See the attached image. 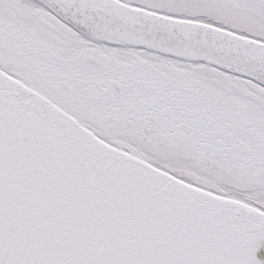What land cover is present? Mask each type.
<instances>
[{
	"label": "snow or ice",
	"instance_id": "snow-or-ice-1",
	"mask_svg": "<svg viewBox=\"0 0 264 264\" xmlns=\"http://www.w3.org/2000/svg\"><path fill=\"white\" fill-rule=\"evenodd\" d=\"M0 264H264V0H0Z\"/></svg>",
	"mask_w": 264,
	"mask_h": 264
}]
</instances>
